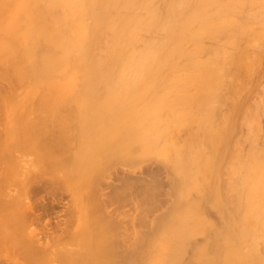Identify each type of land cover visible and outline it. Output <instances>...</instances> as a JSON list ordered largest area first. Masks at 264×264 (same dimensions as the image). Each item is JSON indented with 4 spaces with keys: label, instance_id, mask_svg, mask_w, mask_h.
I'll return each mask as SVG.
<instances>
[{
    "label": "bare ground",
    "instance_id": "6f19581e",
    "mask_svg": "<svg viewBox=\"0 0 264 264\" xmlns=\"http://www.w3.org/2000/svg\"><path fill=\"white\" fill-rule=\"evenodd\" d=\"M21 1L0 76L72 95L75 129L72 165L63 147L32 149L30 173L56 165L64 181L69 164L73 185L79 156L87 174L84 240L59 261L264 264V0ZM29 126L24 142L45 147L33 136L44 125ZM11 189L0 188V264H42L41 208L14 211Z\"/></svg>",
    "mask_w": 264,
    "mask_h": 264
},
{
    "label": "rangeland",
    "instance_id": "374dc122",
    "mask_svg": "<svg viewBox=\"0 0 264 264\" xmlns=\"http://www.w3.org/2000/svg\"><path fill=\"white\" fill-rule=\"evenodd\" d=\"M20 4H22L21 0H8V1L7 0H0V11H1L0 12V20H1L0 21L1 22L0 23V27H1L0 28V51H1L0 54L2 55V57H4L3 55L5 54V49H6L5 46H7V45H5V42L7 40V37H9V35L7 33V29H8L7 27L10 26L11 23H14V21H16L18 23L19 28H17V25H16L17 23H14L16 25L17 29H20L22 27V26H20V24H22V20H23V19L21 20V15L17 13V15H19V16L17 17L16 20L13 21L11 18L13 16H15L16 14H13V12H10L13 8H14L13 11L15 10V12H16V9H18ZM11 13L13 16L11 15ZM8 16L9 17L11 16V17L9 18ZM16 16L13 19H15ZM8 18H9V20H7ZM18 20H20V21H18ZM22 30L23 29L21 28V30H19V31H22ZM2 45L4 46V48L1 49ZM17 49L19 50V47ZM3 50H4V53H3ZM19 52L21 53V49L19 50ZM19 52H17L16 56L18 55ZM3 67H5V66H2V68ZM7 69H9V68L5 67L3 72H5V70H7ZM0 72L2 74H5L2 72L1 67H0ZM7 72H9V70ZM7 72L5 75L8 74ZM1 73H0V75L3 76ZM11 77L9 76V77H6L5 79L6 80L8 79L11 82V80L9 79ZM1 79H0L1 80L0 84L1 83L2 84L0 85V91L3 92V97H2V93L0 92V95H1L0 96V102L2 101L1 102L2 108L0 107V180H2V182H0V183H2L3 185L1 184L2 187H0V188H3V190L8 188L9 186L12 188L11 191L14 193V195H16V197L13 200L14 201L13 208L15 207L17 209V210H15V209H13V210L16 212L19 211L20 213H23L26 217H28V215L30 213L35 211L36 207L41 208L40 211H41L42 215H41L40 224L42 227V240H43V242H42L43 243L42 244L43 245L42 246V254H43L42 255V264H62L59 261V258H60L59 256H61L60 254H62L63 252H64V254H67V252L68 253L72 252V245L76 242V240H84V230L82 231V229H83L84 223H85V216H84L85 212H82V211L80 212V210H83L82 208H84V211H86L85 210L86 199L83 196L84 193L82 190H83V183L86 180L87 174L85 173V170L82 167H80V164H78L79 163V156H77V159H76V166H79V173H76L77 178L75 179L74 184L72 185L73 182L70 180L72 177L71 178L69 177L70 179L68 178V180H70V182L68 180H66L67 177L71 176V174H72V168H69V167H71V165H72L71 164V161H72V142H73L74 137H75L74 135L72 136V134L74 133V130H75V129H72V127H73V125H72L73 116L72 115H74V114L71 111L72 110V105H71L72 103H69V102H72V95H70V96L67 95L64 97L59 96V98H56L58 96H55V95H53V96L44 95V94L40 95V93L38 92V89H40L39 81L35 82L36 85L34 84L33 87H32L33 83L31 85H28V83H26V84L22 83L21 84V82H19V85L21 84L23 89H24V87L27 86L26 89L21 90L22 87L19 88L21 85L18 87V85L16 84L18 82V80L17 81L15 80L16 82L13 85H15V86L17 85V86H16V90L13 91L12 90L13 88H11V87H13V85L11 86V84H10V86H9L8 84L10 82L7 83L8 80L6 82V80L3 79V77H1ZM13 79H15V78H13ZM13 79H12L11 83H13ZM5 85H7V88H5L6 87ZM30 86L32 89H30ZM8 87L11 90H8ZM17 87H18V89H17ZM6 89L9 91L8 94H7L8 91ZM28 89H30L31 91L26 92L25 90H28ZM35 90H37V91H35ZM24 91L26 94L25 96H24ZM37 93H38V95H36ZM41 96L43 97V99ZM69 98L71 99V101ZM57 100H59V101H57ZM60 100L61 101H67V103L71 105V106H68L69 109H68V107H65L68 105L67 103L63 104L64 106L61 104V107L63 106L62 108L59 107L60 104H56V103L60 102ZM5 101H6V103L8 102V104H6ZM41 102L42 103L45 102V103L41 104ZM17 103H18V105H17ZM34 103H36V104H34ZM55 104H56V106H55ZM39 106H41V107H39ZM58 109H59V111H58ZM66 109H68V112ZM46 119L48 120V122L50 124L47 122ZM44 121H45V123H44ZM56 123H57V125H56ZM66 123H68V124H66ZM38 124L44 125L42 127L39 126L42 129H44V127H46V125L47 126L49 125V130H48V127H46V129H44V130L41 129L39 131L40 128H38V126H36ZM29 125H32V126L34 125L33 129H35L34 127L38 128V129H35L33 131V133L35 132V134H36V135H33L34 137L43 138V139L47 138V140L46 139L44 140L45 142L47 141V143L45 144V147L42 146L43 147L42 148L41 146H37V144H35L34 142L33 143L35 145L33 146V143H31L32 146L30 145L31 146L30 147L27 142H24L25 137L27 136V134L30 133V132L28 133V131L30 130L28 128L31 127ZM52 125H54V126H52ZM21 126L23 128H21ZM54 127L55 128L57 127L56 128L57 130ZM60 127L62 129L61 131H60ZM17 128H19L21 130H18ZM27 129H28V131H27ZM33 129L31 128V130H33ZM13 131L14 132L16 131V133H14ZM41 131H42V133H41ZM44 131H45L44 134H46L47 137H45L46 135L43 134ZM38 132H40V133H38ZM48 132H49V134H48ZM17 133H18L19 137H18V135H15ZM25 134H26V136H25ZM65 135H66V138H64ZM67 135L69 138L67 137ZM14 137H15V139H14ZM61 137H63V138H61ZM50 140H52V141L50 142ZM63 140H65V141H63ZM58 142H60L59 143L60 146H58V144H57ZM65 143H67V144H65ZM61 144H62V146H61ZM86 145H87V143L85 145H81L80 147L84 146L88 149L89 147H87ZM57 146H58V148H57ZM59 147H61L59 150L61 152L63 151L62 150L63 148H64V151L66 150L65 152L63 151L64 154L67 151L71 152L70 153L71 157L69 158V160L67 159V157L70 156L69 153H66V154H68V156H67V155H63V152L60 154H59V152H54V153H57L59 155L62 154L61 156H67V157H63V158L58 157L61 159L66 158V160H63L64 162L66 161V163H69V161H70L71 165H69V164L65 165L66 167H68V169H71V170L67 169V171H65V173L68 172L67 173L68 176L66 177V174L63 173V174H65L63 176L66 177V179H64V181H66V182H64L62 179L60 181V178H55L56 177L55 172L57 170L54 168L56 167V165H54V167H48L49 171L54 172V174H52V175H43L42 173H39V174H31L30 173L29 165H28V160H29L28 156H29L32 149H34V150L38 149L39 152H41V154H44L46 156H51L52 155L51 153H53L52 150L56 151V149L58 150ZM84 147L82 148V151L83 150L85 151ZM52 148H54V149H52ZM79 150L81 151V149H79ZM50 151H51V153H50ZM27 153H29V154H27ZM57 156L58 155H56V157ZM52 157H54V155ZM72 190H73V199H72ZM76 198H77V202L75 200ZM43 202L46 204V206ZM79 206H80V209L78 208ZM10 208H11V206H10ZM77 209H78V211H76ZM123 209H125V208L123 207ZM76 212L79 213L78 214L79 216L76 215L77 214ZM81 214H84V215H81ZM83 216H84V218H83ZM49 217H51L50 224L48 223ZM81 231H82V234L78 236V234ZM30 235H29V237H30ZM57 251H58V253H57Z\"/></svg>",
    "mask_w": 264,
    "mask_h": 264
}]
</instances>
